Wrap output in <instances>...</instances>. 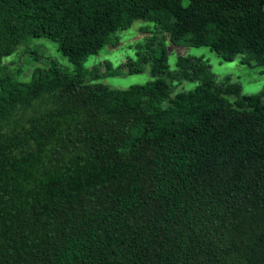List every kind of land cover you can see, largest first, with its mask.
<instances>
[{
  "label": "trees",
  "instance_id": "trees-1",
  "mask_svg": "<svg viewBox=\"0 0 264 264\" xmlns=\"http://www.w3.org/2000/svg\"><path fill=\"white\" fill-rule=\"evenodd\" d=\"M139 19L126 66L152 79L84 68ZM167 35L264 65V0H0V264H264V88L202 56L170 69ZM37 38L76 70L41 43L5 61Z\"/></svg>",
  "mask_w": 264,
  "mask_h": 264
},
{
  "label": "rangeland",
  "instance_id": "rangeland-1",
  "mask_svg": "<svg viewBox=\"0 0 264 264\" xmlns=\"http://www.w3.org/2000/svg\"><path fill=\"white\" fill-rule=\"evenodd\" d=\"M142 26H148L150 30L155 29V23L152 21L136 20L130 28L117 32V35L120 36L118 44H107L98 53L91 55L88 60L85 61L84 68L90 71L96 66L100 68L101 66L104 67L102 64L105 63V61L111 62L112 66L122 73L106 75L101 78V80L122 88H128L134 84H143L152 79L153 76L150 72V64L145 67L144 71L135 73H129L126 66L129 59L134 55L135 44L142 41L146 35V33L141 31ZM37 43H41L46 49L45 54H49L58 60L65 71L73 72L76 70V64L72 63L68 57L58 49L57 43L46 38L34 39L29 46L26 43L22 44L15 53L6 57L5 61H10L8 63L11 66H18L19 69H30L34 67L38 62L33 58L32 54L27 52V49L28 47L34 48ZM166 47L168 51V63L172 70L176 68V61L179 55L202 56L212 65V69L217 74L218 78L224 79L225 77H230L233 81H237L242 85L245 93H258L264 88V65L253 64L249 66L243 64L240 60V54L237 55L234 60L227 61L207 45H178L173 43L168 35ZM105 69L104 67L103 71H105ZM170 84L171 95L174 96L180 91H188L195 88L198 81H170Z\"/></svg>",
  "mask_w": 264,
  "mask_h": 264
}]
</instances>
